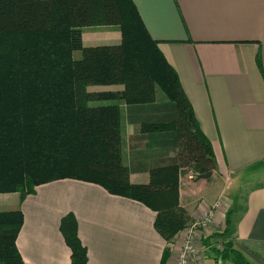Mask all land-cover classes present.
I'll return each instance as SVG.
<instances>
[{"label": "trees", "instance_id": "16d2710c", "mask_svg": "<svg viewBox=\"0 0 264 264\" xmlns=\"http://www.w3.org/2000/svg\"><path fill=\"white\" fill-rule=\"evenodd\" d=\"M88 27H117L121 41L87 45ZM123 126L138 127L128 162ZM217 170L179 75L132 0H0V194L25 200L56 181L96 184L157 214L166 256L193 222L182 179L211 182ZM23 225L21 210L0 211V264H27L17 247ZM230 225L228 216L224 232L204 240L206 260L251 264ZM60 230L71 264H89L75 214Z\"/></svg>", "mask_w": 264, "mask_h": 264}, {"label": "crops", "instance_id": "0c3cea01", "mask_svg": "<svg viewBox=\"0 0 264 264\" xmlns=\"http://www.w3.org/2000/svg\"><path fill=\"white\" fill-rule=\"evenodd\" d=\"M132 1L178 73L218 165L211 182L182 179L181 204L193 221L213 210L209 235L223 233L229 216L236 248L264 262V0ZM83 39L119 43L121 33L88 27ZM126 128L138 133L137 126ZM135 175L136 183L149 180L134 174L132 181ZM250 182L255 185L248 188ZM15 210L24 214L17 247L27 264H71L60 230L69 213L89 264H178L182 241L177 237L165 256L155 212L96 184L56 181L25 200L21 193L0 194V211Z\"/></svg>", "mask_w": 264, "mask_h": 264}, {"label": "rangeland", "instance_id": "374dc122", "mask_svg": "<svg viewBox=\"0 0 264 264\" xmlns=\"http://www.w3.org/2000/svg\"><path fill=\"white\" fill-rule=\"evenodd\" d=\"M105 43V42H104ZM102 44V43H100ZM124 128L122 129L123 132V150H124V155L126 157L127 154V144H128V136L130 137L131 135H135L133 134L134 130H128L125 126H123ZM128 156V155H127ZM126 160L128 162L129 158L126 157ZM133 182H137L139 180V176L135 175L133 176ZM193 180V179H192ZM255 185V183L250 182L248 184V188ZM247 191V190H246ZM199 196H201V194H199ZM231 200H233V197H231ZM240 200V199H238ZM204 217V216H202ZM211 230L210 227H197L194 230V233H192V237H189L190 234L189 233V227L186 228L185 230H183L177 237L180 238L181 242V250L179 252V254H181L182 250H183V245L184 243L187 242V240H191L192 244L196 246V248L198 249V257L201 258V264H205V257H206V249L204 246V240H206V238H209V234H207L209 231ZM188 235V236H187ZM223 240H219L217 246H213V247H221L223 244ZM245 257L247 258V260H249L251 262V264H264V262L259 261L258 259H256L253 256L250 255H245ZM191 264H193V262H191ZM206 264H210L209 261L206 262Z\"/></svg>", "mask_w": 264, "mask_h": 264}, {"label": "built area", "instance_id": "2783aa9c", "mask_svg": "<svg viewBox=\"0 0 264 264\" xmlns=\"http://www.w3.org/2000/svg\"><path fill=\"white\" fill-rule=\"evenodd\" d=\"M213 219L214 212L213 210H210L201 219L190 223L188 226V234H190L189 237H192V233H194V230L197 227H210ZM198 253V249L195 245L192 244L191 240H187V242L183 245V250L181 254L179 255L178 264H191V262H193V264H201V258L198 257Z\"/></svg>", "mask_w": 264, "mask_h": 264}]
</instances>
